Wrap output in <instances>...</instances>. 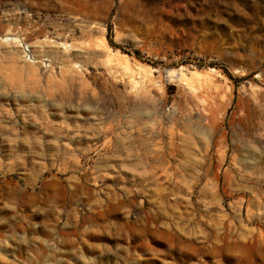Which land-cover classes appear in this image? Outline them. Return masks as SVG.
Masks as SVG:
<instances>
[{"label": "rangeland", "instance_id": "374dc122", "mask_svg": "<svg viewBox=\"0 0 264 264\" xmlns=\"http://www.w3.org/2000/svg\"><path fill=\"white\" fill-rule=\"evenodd\" d=\"M0 264H264V0H0Z\"/></svg>", "mask_w": 264, "mask_h": 264}]
</instances>
